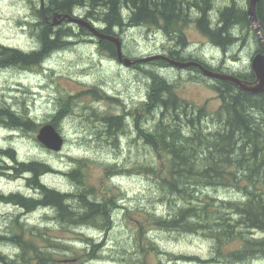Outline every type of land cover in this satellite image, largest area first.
Here are the masks:
<instances>
[{
    "label": "trees",
    "instance_id": "16d2710c",
    "mask_svg": "<svg viewBox=\"0 0 264 264\" xmlns=\"http://www.w3.org/2000/svg\"><path fill=\"white\" fill-rule=\"evenodd\" d=\"M43 1L46 14L62 12L73 15L81 11L85 19L95 20L99 30L109 35L118 36L115 29L143 25L162 29L176 46L175 49L170 45L168 57L176 60L183 58L181 51L188 45L184 27L189 21L194 22L203 35L224 50L235 42L244 41V36H240L244 30H247L246 36L253 33L260 43L256 32L250 27L246 9L238 7L234 1L219 10L215 22L210 20L209 14L212 0ZM193 10L197 12L195 18L191 17ZM37 14L41 18V22L37 23L40 49L26 53L0 43V67L38 66L51 52L75 42L70 38H77L81 34L92 35L85 27H78L79 32L73 26L61 27L66 20L52 26L45 21L41 10H37ZM256 14L264 26V0L257 4ZM100 43L110 56H116L112 42L103 39ZM261 46L256 51H261ZM149 63L169 66L160 59ZM194 71L200 72L198 68ZM147 74L150 89L144 115L151 123L145 127L142 113H133L131 125L151 155L147 163H137L136 168L152 181L151 188L155 194L150 193L148 202L160 203L167 208L163 210L165 213H158L150 207L143 209L142 218L137 220V237L144 236L145 227L151 232L160 230L178 235H199L211 241L213 251L208 259H204V263L247 264L252 259L263 258L264 92L249 93L231 81L213 79L217 83L213 87L220 103L210 112L205 104L197 106L181 98L175 92V85L158 77L156 72L148 71ZM239 77L252 81L254 74L250 70L239 74ZM92 91L96 93L99 89L93 87ZM73 98V95H68L57 99L55 112L49 120L57 129L59 121L72 111ZM92 115L101 125L104 141L117 147L118 133L126 130L123 116ZM0 126L36 132L40 124L26 113L9 109L0 103ZM0 156L13 163L3 168L5 170L1 173L11 177L27 174L28 186L37 191V196L20 192L0 193V201L12 203L26 212L48 207L53 211L52 221L64 228L88 225L97 227L105 234L114 228L113 214L120 206V194L99 195L95 187L85 184L81 171L85 164L81 159H76V166L67 173L77 185V190L64 192L47 185L40 178L43 174L55 171L51 164L37 160L19 161L11 146L0 147ZM122 169L127 168L119 167L115 171ZM226 189L235 194L226 198L221 195ZM21 225L17 223L15 226L21 229L17 230L19 232L8 231L7 234H0V239L11 241L22 248L23 253H33L34 257L30 259L52 264L50 261L55 260V256L76 252L60 236L51 234L49 228L48 234L42 231L35 233L36 227L23 231ZM255 232H259L260 236H256ZM78 239L84 243L83 251L86 254L97 257L96 246L100 242L84 234H80ZM134 241L135 251H126L122 255L126 256L130 264H144L145 251L155 254L158 247H154L151 239L134 238ZM232 243L236 245L225 249ZM118 253L117 256L122 257ZM21 256L22 253L11 257L0 252V264H16V257L20 259ZM166 256L181 257L175 258L173 264L192 261L185 260L184 254L166 253ZM56 259L57 263L65 264L64 259L70 258Z\"/></svg>",
    "mask_w": 264,
    "mask_h": 264
},
{
    "label": "rangeland",
    "instance_id": "374dc122",
    "mask_svg": "<svg viewBox=\"0 0 264 264\" xmlns=\"http://www.w3.org/2000/svg\"><path fill=\"white\" fill-rule=\"evenodd\" d=\"M232 1L247 10L248 0H212L210 20L217 21L219 10ZM37 10L39 0H0V43L23 52L39 49L37 23L41 22V18ZM77 14L81 15V11H77ZM196 16L197 12L193 10L191 17ZM189 22L184 27L188 45L181 51V56L198 58L210 64L214 70L227 73L244 74L251 70V58L261 45L253 33L246 36L247 30L240 32V36H244L245 40L241 43L235 42L224 50L203 35L194 22ZM94 23L97 24L96 21ZM68 26H73V29L79 32L74 23L64 22L61 25ZM114 32L122 38V50L128 57L164 52L165 47L170 49V45H173L166 33L155 26L115 29ZM90 38L89 35L83 34L70 38L69 40L75 42L51 52L35 67H0V103L9 109L26 113L40 126L49 122L55 112L58 98L74 96L72 111L58 124V130L64 137V145L60 151L46 148L36 139L37 132L7 126H0V147H13L18 160L21 161L39 160L51 164L56 171L44 174L42 180L64 192L77 190V185L67 173L76 166L75 160L81 159L85 164L81 170L85 184L95 187L99 195L108 196L115 192L120 194V206L113 214L114 228L108 234L88 225L64 228L52 221L53 211L48 207L26 212L12 203L0 201V234H7L12 230L19 232L17 230L21 229L15 228L17 223H22L23 231L36 227L35 233L42 231L48 234L49 228L51 234L60 236L76 250L73 254L55 256V260L50 261L52 264H60L56 258L61 257L73 259L65 264H130L123 255L126 251H135L134 238L151 239L154 247H158L155 254L145 251L144 264H173L175 259H169L172 256L163 255L160 253L162 251L174 255L197 256L203 260L178 261L176 264H223L204 263V259H208L213 251L211 241L199 235H178L160 230L151 232L145 227L144 236L137 237V220L142 218L143 209L150 207L158 213H165L163 210L166 206L148 202L150 193L155 194L151 188L152 181L146 175L140 174L136 164L147 163L151 153H148L147 146L138 138L131 125L133 113H142L141 119L146 121H142V124L145 127L151 123L144 115V105L150 89L148 71H154L158 77L174 84L175 92L181 98L197 106L205 104L210 112L220 103L213 87L217 84L216 81L199 76L189 68L181 69L176 66L148 62L124 67L115 57L109 55L101 43H97V38H94V41ZM93 87H97L99 91L91 92ZM96 113L123 116L126 130L122 136L118 133L117 147L114 148L113 144L104 141V135L100 131L101 125L92 115ZM12 164L9 159H2L0 156V193L20 192L37 196V191L28 186L27 174L11 177L1 173L7 165ZM119 167L127 169L115 171ZM232 194L235 193L226 189L221 195L227 198L233 196ZM80 234L100 242L96 246L97 257L83 251L85 245L78 241ZM255 235L260 236V233L255 232ZM235 245L236 243H232L225 249ZM0 252L11 257L22 253V258L16 257V264H33L37 261L29 258L34 257L33 253H23L22 248L5 239H0ZM118 252L122 257L117 256ZM247 264H264V257L252 259Z\"/></svg>",
    "mask_w": 264,
    "mask_h": 264
},
{
    "label": "water",
    "instance_id": "95a60500",
    "mask_svg": "<svg viewBox=\"0 0 264 264\" xmlns=\"http://www.w3.org/2000/svg\"><path fill=\"white\" fill-rule=\"evenodd\" d=\"M259 2L260 0H248V6L246 11L249 22L254 28L257 37L262 45V50L254 53L250 61V67L254 74V79L252 81L241 79L240 77L232 73L209 69L195 60L177 61L175 59L168 58L164 54H155L147 56L143 60L147 61L162 59L170 65L180 68L195 66L198 67V69L202 72L204 76L224 81H231L232 83H234L235 86H237L243 91L253 94L264 92V26L256 14V6ZM41 9L44 17H46L44 8ZM49 17L52 19V25L59 24L62 21L67 20L68 22L75 23L81 27L87 28L91 34L95 35L99 39L109 40L115 45L116 59L120 61L124 66L130 67L133 63L137 61L123 55L122 44L119 38L100 31L90 20L85 19L84 17H77L71 15L70 13L62 12H54ZM37 139L48 149L57 152L60 151L64 145V137L59 132V130L50 122L44 123L39 127ZM69 261H73V259H64V262ZM33 264L43 263L37 260Z\"/></svg>",
    "mask_w": 264,
    "mask_h": 264
},
{
    "label": "bare ground",
    "instance_id": "6f19581e",
    "mask_svg": "<svg viewBox=\"0 0 264 264\" xmlns=\"http://www.w3.org/2000/svg\"><path fill=\"white\" fill-rule=\"evenodd\" d=\"M41 8H44V1L42 2V0H39V10H41V13H42V9ZM247 11V10H246ZM42 15H43V13H42ZM45 15H46V17H44V15H43V17H44V19H45V21L46 22H49L50 24H51V21H52V19L49 17L50 15H48V14H46L45 13ZM74 16H77V17H83L82 15H79V14H76L75 12H74V14H73ZM67 21V20H66ZM62 22H64V21H62ZM61 22V23H62ZM68 22V21H67ZM92 22V21H91ZM69 23H71V22H69ZM96 27L98 26V25H96L94 22H92ZM60 24V23H59ZM59 24H55V25H52V26H57V25H59ZM75 24V23H74ZM77 25V24H76ZM251 25V24H250ZM78 27H81V26H79V25H77ZM98 28V27H97ZM253 30H254V28L253 27H251ZM87 29V28H86ZM99 29V28H98ZM255 31V30H254ZM90 32V31H89ZM89 35V34H88ZM91 38V41H94V38H97L98 39V41H97V43L98 44H100V40H103V39H99L98 37H96L95 35H89ZM113 36H115V35H113ZM115 37H117V38H119L120 39V41H121V44L123 45V42H122V38L118 35V36H115ZM115 46V45H114ZM176 46H175V44L173 43V45H172V47L171 48H175ZM170 48V49H171ZM40 49V48H39ZM39 49H37L36 51H38ZM176 49V48H175ZM261 50H262V46H261ZM29 52H31V51H29ZM122 52H123V50H122ZM169 52L170 51H168L167 53H165V52H158V53H154V54H150V55H145V56H140V57H130L131 59H133V60H137L135 63H133L130 67H132V66H135V65H142V64H144V63H147V62H150V61H152V60H147V61H145V60H143L144 58H146L147 56H151V55H155V54H164V55H166L167 57L169 56ZM256 52H259V51H256ZM26 53H28V52H26ZM115 54H116V52H115ZM123 55H124V53H123ZM124 56H126V55H124ZM128 57V56H127ZM183 57V56H182ZM115 58H116V56H115ZM169 58V57H168ZM186 57H183L182 59H179V60H177V61H187V60H195V61H197V62H199V63H201L202 65H204L205 67H207V68H209V69H212V70H214L213 69V67L210 65V64H208V63H206V62H204V64L201 62V60L200 59H198V58H195V57H192V56H190V57H188V59H186V60H183V59H185ZM139 59H140V61H139ZM171 59V58H170ZM173 59V58H172ZM44 60V59H43ZM42 60V61H43ZM117 60V59H116ZM158 60V59H157ZM160 60H162V59H160ZM176 60V59H175ZM163 61V60H162ZM117 62L120 64V65H122V66H124L120 61H118L117 60ZM164 62H166V61H164ZM41 63V62H40ZM40 63H39V65H40ZM167 63V62H166ZM169 66H170V64L169 63H167ZM125 67V66H124ZM188 67H190V66H188ZM195 67V66H194ZM186 68V67H185ZM196 68H198V67H196ZM181 69H184V68H181ZM199 70V69H198ZM193 71V70H192ZM200 71V70H199ZM215 71H219V70H215ZM252 71V70H251ZM194 72H196V71H194ZM224 72V71H223ZM200 73L202 74V72L200 71ZM198 74V73H197ZM233 74V73H232ZM203 75V74H202ZM236 76H238L239 77V74H235ZM204 76V75H203ZM202 76V77H203ZM204 77H206V78H210V77H207V76H204ZM210 79H214V78H210ZM242 79V78H241ZM37 133H38V130L36 131ZM37 133H36V139H37ZM122 135H124V133H121V136ZM38 140V139H37ZM39 141V140H38ZM40 142V141H39ZM41 143V142H40ZM44 145V144H43ZM45 146V145H44ZM46 147V146H45ZM47 148V147H46ZM20 161V160H19ZM32 161V160H31ZM37 161H39V160H37ZM25 162H28V161H25ZM41 162H43V161H41ZM56 171V170H55ZM49 173V172H48ZM65 174L67 173V172H64ZM44 175V174H43ZM43 175H41V177L40 178H42V176ZM23 210V209H22ZM24 211V210H23ZM129 248V247H128ZM160 252V251H159ZM160 253H162L163 255L165 254L166 255V253L165 252H160ZM130 254V253H129ZM178 255H180V254H178ZM184 256L185 257H183L185 260H194V261H196V262H202L203 260L202 259H200V258H198V257H193L192 255H185L184 254ZM175 258H181L180 256H178V257H170L169 259H175Z\"/></svg>",
    "mask_w": 264,
    "mask_h": 264
},
{
    "label": "flooded vegetation",
    "instance_id": "af4514ba",
    "mask_svg": "<svg viewBox=\"0 0 264 264\" xmlns=\"http://www.w3.org/2000/svg\"><path fill=\"white\" fill-rule=\"evenodd\" d=\"M168 49H169V48H166V47H165V51H164V52L167 53V52H168ZM201 62L204 64V61L201 60ZM170 66L172 67V65H170ZM187 68H189V69H191V70H193V71L196 69V67H194V66L186 67V68H184V69H187ZM198 74H199V76H203L200 72H199ZM203 77H204V76H203Z\"/></svg>",
    "mask_w": 264,
    "mask_h": 264
}]
</instances>
